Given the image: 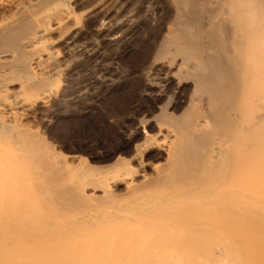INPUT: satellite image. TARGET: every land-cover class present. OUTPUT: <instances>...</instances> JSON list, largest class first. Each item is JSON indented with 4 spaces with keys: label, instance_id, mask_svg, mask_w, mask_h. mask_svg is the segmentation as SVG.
Segmentation results:
<instances>
[{
    "label": "bare ground",
    "instance_id": "1",
    "mask_svg": "<svg viewBox=\"0 0 264 264\" xmlns=\"http://www.w3.org/2000/svg\"><path fill=\"white\" fill-rule=\"evenodd\" d=\"M162 1L154 57L172 53L187 106L163 105L159 137L91 172L34 122L78 22L71 0H0V263L264 264V0ZM153 147L164 156L145 173Z\"/></svg>",
    "mask_w": 264,
    "mask_h": 264
},
{
    "label": "rangeland",
    "instance_id": "2",
    "mask_svg": "<svg viewBox=\"0 0 264 264\" xmlns=\"http://www.w3.org/2000/svg\"><path fill=\"white\" fill-rule=\"evenodd\" d=\"M84 1L70 2L78 22L56 45L59 73L47 108L43 106L48 111L52 108L49 112L41 108L34 122L69 165L91 172L110 171L117 158L130 160L145 135L159 137L161 108L169 104L167 112L181 113L187 106L191 84L178 81L175 66L169 65L170 51L159 59L154 57L170 22L165 2L111 0L112 6L110 0ZM49 37L54 38V33ZM73 41H77L75 45ZM144 153V170L149 173L148 165L162 162L164 155L155 147ZM134 162L130 161L132 168ZM120 185L115 188L117 194L123 192ZM2 247L0 242V250Z\"/></svg>",
    "mask_w": 264,
    "mask_h": 264
}]
</instances>
